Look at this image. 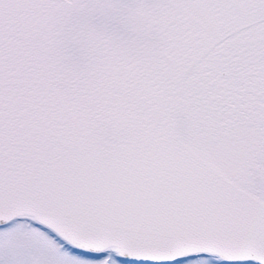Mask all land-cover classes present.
<instances>
[{"label": "snow or ice", "instance_id": "6c2138e0", "mask_svg": "<svg viewBox=\"0 0 264 264\" xmlns=\"http://www.w3.org/2000/svg\"><path fill=\"white\" fill-rule=\"evenodd\" d=\"M0 264H264V0H0Z\"/></svg>", "mask_w": 264, "mask_h": 264}]
</instances>
